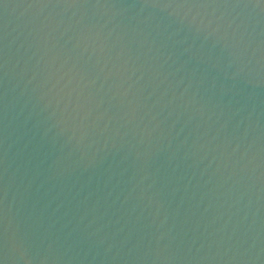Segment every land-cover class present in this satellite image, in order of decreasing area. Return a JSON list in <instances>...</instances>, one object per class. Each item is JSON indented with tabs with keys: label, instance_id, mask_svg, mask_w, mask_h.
Returning a JSON list of instances; mask_svg holds the SVG:
<instances>
[{
	"label": "water",
	"instance_id": "water-1",
	"mask_svg": "<svg viewBox=\"0 0 264 264\" xmlns=\"http://www.w3.org/2000/svg\"><path fill=\"white\" fill-rule=\"evenodd\" d=\"M0 264H264V0H0Z\"/></svg>",
	"mask_w": 264,
	"mask_h": 264
}]
</instances>
